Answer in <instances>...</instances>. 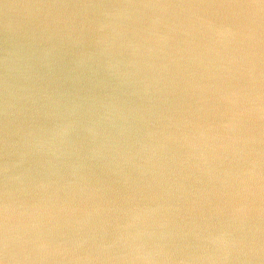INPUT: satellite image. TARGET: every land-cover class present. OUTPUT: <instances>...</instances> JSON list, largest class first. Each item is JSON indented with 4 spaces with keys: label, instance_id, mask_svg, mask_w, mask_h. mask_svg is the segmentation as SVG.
Wrapping results in <instances>:
<instances>
[{
    "label": "water",
    "instance_id": "95a60500",
    "mask_svg": "<svg viewBox=\"0 0 264 264\" xmlns=\"http://www.w3.org/2000/svg\"><path fill=\"white\" fill-rule=\"evenodd\" d=\"M262 4L0 0V264H214L218 237L264 246ZM6 133L24 160L7 252Z\"/></svg>",
    "mask_w": 264,
    "mask_h": 264
},
{
    "label": "clouds",
    "instance_id": "9594fccd",
    "mask_svg": "<svg viewBox=\"0 0 264 264\" xmlns=\"http://www.w3.org/2000/svg\"><path fill=\"white\" fill-rule=\"evenodd\" d=\"M84 7H96V8H102L105 10V15H116L118 14V10L121 7H131V6H112V5H92V6H84ZM251 7V6H250ZM260 7L264 8V4H262ZM12 105L6 104V115L9 114V108ZM47 143V141L42 140L40 138H35L32 143L28 145V148L30 150H34L35 152H39L42 150L43 146ZM13 143L6 133L5 136V167H4V176H5V204H4V210H5V225H4V247L5 251L9 249L10 246H14L17 244L20 240V236L17 233L18 226L13 225L10 223V217L9 213L10 210L13 207V204L15 203L14 200V193L12 189V183L18 179V177H15L10 174L12 169L17 168L19 165L24 163L23 158L16 159L13 161V157L17 154L19 151L18 149L16 152L13 151ZM253 169L256 168H262L264 169V158H261L260 160H254L251 161ZM217 240L219 241L221 246H218L213 249V256L208 257V259H211L214 261V264L216 262H219V264H227L228 261L233 259V253H237L239 256H243L246 260H259L260 264H264V246L256 249L248 248L246 249L243 246H238V244L224 236L218 237ZM215 243V241H214ZM142 259H152L153 253L151 250H145L143 257H138Z\"/></svg>",
    "mask_w": 264,
    "mask_h": 264
}]
</instances>
